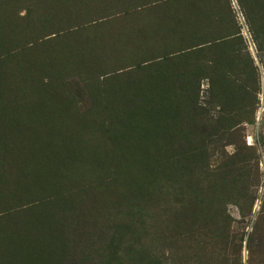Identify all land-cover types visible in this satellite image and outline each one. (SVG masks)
Returning <instances> with one entry per match:
<instances>
[{"label":"rangeland","instance_id":"374dc122","mask_svg":"<svg viewBox=\"0 0 264 264\" xmlns=\"http://www.w3.org/2000/svg\"><path fill=\"white\" fill-rule=\"evenodd\" d=\"M0 264H264V0H0Z\"/></svg>","mask_w":264,"mask_h":264}]
</instances>
